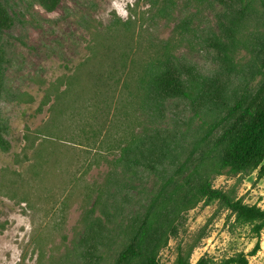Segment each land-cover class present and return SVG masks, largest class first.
<instances>
[{"label":"trees","instance_id":"trees-1","mask_svg":"<svg viewBox=\"0 0 264 264\" xmlns=\"http://www.w3.org/2000/svg\"><path fill=\"white\" fill-rule=\"evenodd\" d=\"M177 1L151 0L153 16L173 22ZM189 1L216 11V32L200 35L186 19L173 37L144 41L143 25L118 19L93 33L92 55L61 76L38 107L42 112L53 100L51 110L58 115L67 111L83 119L88 114L86 123L80 122L79 137L87 153L97 149V154L88 153L86 172L107 165L103 182L87 187L89 204L74 249L81 264H165L162 251L180 237L188 213L200 204L228 211L237 226L250 228L256 244L248 253L221 260L204 255L192 263L206 237L201 231L192 244L178 247L173 264H250L261 250L264 209L238 198L234 187L215 188L214 181L256 171L259 179L264 177V39L246 34L264 14V0ZM35 2L51 13L61 0ZM14 24L0 0V102L6 94L3 39ZM192 40L212 48L224 64L251 43L256 64L251 81L228 91L221 77L205 76L179 55L186 43L194 45ZM83 80L89 84L87 108L77 89ZM28 96L32 103L35 97ZM181 114L191 116L181 122L175 118ZM194 122L198 126L192 129ZM6 135L0 110L3 153L12 148Z\"/></svg>","mask_w":264,"mask_h":264},{"label":"rangeland","instance_id":"rangeland-1","mask_svg":"<svg viewBox=\"0 0 264 264\" xmlns=\"http://www.w3.org/2000/svg\"><path fill=\"white\" fill-rule=\"evenodd\" d=\"M150 1L61 0L50 13L35 0H4L15 24L3 39L6 94L0 110L8 130L5 138L12 148L8 153L0 150V264H81L74 249L83 231L84 208L89 204L87 187L103 182L107 165L86 172L91 160L88 153L97 154V149L87 153L90 149L79 137L80 122L86 123L88 114L83 119L67 111L58 115L51 110L53 100L42 112L37 110L57 80L70 75L81 60L92 55L93 33L104 32L118 19L130 18L143 25L144 41L173 37L174 28L186 19L200 35L217 31L216 11L212 9L178 0L174 21L168 22L153 16ZM260 16L246 30L251 39H264V14ZM192 41L194 45L186 43L179 55L205 76L221 77L228 91L251 81L256 70L251 43L248 50H239L224 64L212 48ZM84 71L87 75L89 70ZM77 89L83 91L79 101L87 108L88 81H81ZM28 95L35 97L32 103ZM190 116L175 118L183 122ZM192 125V129L198 126L196 122ZM214 186L224 190L234 187L238 198L264 209V177L259 179L258 171L249 176L218 177ZM201 231L206 237L194 250L192 263L204 255L221 260L238 252L248 253L256 244L250 228L237 226L228 211L219 209L218 204H200L188 213L180 237L162 251V262L173 264L178 247L192 244ZM249 262L264 264V230L261 250Z\"/></svg>","mask_w":264,"mask_h":264}]
</instances>
